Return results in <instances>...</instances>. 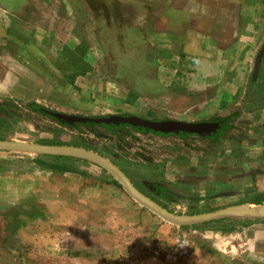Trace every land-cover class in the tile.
I'll return each instance as SVG.
<instances>
[{
	"label": "rangeland",
	"instance_id": "rangeland-1",
	"mask_svg": "<svg viewBox=\"0 0 264 264\" xmlns=\"http://www.w3.org/2000/svg\"><path fill=\"white\" fill-rule=\"evenodd\" d=\"M241 1L248 18L239 22L237 60L198 69L163 64L174 50L147 45L115 0H0V105H11L0 115V140L86 146L136 189L161 185L169 199L152 196L175 215L252 208L244 203L264 193V53L252 79L264 0ZM31 102L90 118L233 117L215 141L146 133L117 142L32 113ZM0 264H264V219L228 233L178 227L90 164L0 152Z\"/></svg>",
	"mask_w": 264,
	"mask_h": 264
},
{
	"label": "crops",
	"instance_id": "crops-1",
	"mask_svg": "<svg viewBox=\"0 0 264 264\" xmlns=\"http://www.w3.org/2000/svg\"><path fill=\"white\" fill-rule=\"evenodd\" d=\"M115 1L129 24L127 28L139 30L143 41L153 50H174L175 54H170L163 64L179 59L199 69L207 63L211 68L215 63L229 64L238 58L239 22L248 18L241 0Z\"/></svg>",
	"mask_w": 264,
	"mask_h": 264
},
{
	"label": "water",
	"instance_id": "water-1",
	"mask_svg": "<svg viewBox=\"0 0 264 264\" xmlns=\"http://www.w3.org/2000/svg\"><path fill=\"white\" fill-rule=\"evenodd\" d=\"M264 53V41L260 49L258 50L253 67H252V79H254L262 55ZM56 120H60L67 125L73 123L91 122L95 124H127L132 126H138L146 128L148 130L159 132L163 134H176L178 132L188 134H210L214 132L217 127V123L211 122H197L187 123L175 120H161L151 121L135 116H117L112 115L108 117L90 118L74 115H65L62 113L45 112ZM0 152H20L34 155L44 156H56V157H72L80 160L87 161L94 164L101 170H103L116 184H118L125 194L132 199L138 206L145 208L161 220L168 224L178 227L191 226L209 221L219 220L222 218H237V219H264V205L256 210L241 209L242 206L226 207L214 212L198 214V215H175L170 213L160 206L146 198L140 192H138L127 179V177L110 161L102 157L101 155L74 146H51V145H38L18 141H4L0 140Z\"/></svg>",
	"mask_w": 264,
	"mask_h": 264
},
{
	"label": "trees",
	"instance_id": "trees-1",
	"mask_svg": "<svg viewBox=\"0 0 264 264\" xmlns=\"http://www.w3.org/2000/svg\"><path fill=\"white\" fill-rule=\"evenodd\" d=\"M262 57H263V55H262ZM7 106H11L10 103L5 102L2 105H0V115H6L7 114V111L5 108ZM27 109L32 113L43 115V116L51 119L52 121H54L58 125L65 126L67 128H72V129H75L77 131H79L80 128H84L94 138H107V139H109V138L114 137L117 142H122L125 137H128L132 140H135L136 138L134 137L133 134H146V133H149V134H152V135L158 136V137H166V136H173V135L178 136V137H184V136H189V135H191V136H202V137L210 138V139L215 141L217 137L222 136L224 134V132H226L227 130L230 129V120L233 117L232 114H229L223 118L213 119V121H211V122L217 123V127L214 130V132H212L210 134L195 135V134H188V133H183V132H178L176 134H169V133L163 134V133L148 130L146 128L127 125V124H103V123L95 124V123H91V122H84V123H73L71 125H67V124L63 123L62 121L56 120V119L52 118L51 116L47 115L45 113L47 110L44 109L42 106L34 103V102L27 103ZM122 116L128 117L127 115H122ZM94 118H99V117H94ZM42 145H50V144H42ZM51 146H60V145L53 144ZM80 147H82L83 149H86V150H90L86 146H80ZM48 157L61 158V159H65V160L81 161V162L90 164L94 167H97L94 164H91L87 161L72 158V157H56V156H48ZM34 163L39 164V165H44V163L42 161H40L39 159H35ZM46 166L52 168L53 170H55L57 172H65L66 171V169L64 167H61V166H52V165H46ZM101 171L104 172L103 170H101ZM111 182L113 184H115L116 186L120 187L112 179H111ZM147 186H148V192L149 193H145V192H142L141 190L136 189L135 187L134 188L138 192H140L142 195H144L146 198H148L149 200H151L152 202H154L155 204L160 206L162 209L166 210L162 205L159 204V202H157V200L154 198V196L157 198H160V199L168 200L169 195H167V193H166L167 191L161 185H158V184H151L150 183ZM152 195H154V196H152ZM244 204H249V205H253V206H260V205L264 204V193L254 195L253 197L248 199V201ZM240 205H243V204H238L237 206H240ZM251 220L262 221L263 219L222 218L219 220L209 221V222L200 223V224L191 225V226H182V227L183 228L214 230V231H221L223 233H228L229 231L233 230L237 225L241 224L242 222L251 221Z\"/></svg>",
	"mask_w": 264,
	"mask_h": 264
},
{
	"label": "bare ground",
	"instance_id": "bare-ground-1",
	"mask_svg": "<svg viewBox=\"0 0 264 264\" xmlns=\"http://www.w3.org/2000/svg\"><path fill=\"white\" fill-rule=\"evenodd\" d=\"M261 207H263V206H261ZM258 208H259V207H254V206H253V207L251 208V210H256V209H258ZM241 209H244V208L241 207Z\"/></svg>",
	"mask_w": 264,
	"mask_h": 264
},
{
	"label": "flooded vegetation",
	"instance_id": "flooded-vegetation-1",
	"mask_svg": "<svg viewBox=\"0 0 264 264\" xmlns=\"http://www.w3.org/2000/svg\"><path fill=\"white\" fill-rule=\"evenodd\" d=\"M212 123V122H211ZM133 186V185H132Z\"/></svg>",
	"mask_w": 264,
	"mask_h": 264
}]
</instances>
